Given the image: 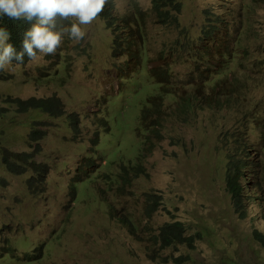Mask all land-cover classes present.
Here are the masks:
<instances>
[{
  "label": "rangeland",
  "instance_id": "rangeland-1",
  "mask_svg": "<svg viewBox=\"0 0 264 264\" xmlns=\"http://www.w3.org/2000/svg\"><path fill=\"white\" fill-rule=\"evenodd\" d=\"M114 1L116 13L129 14V0ZM179 1V26H170L157 21L152 0H137L148 56L132 75L123 68L127 56L113 59L115 32L100 18L79 43L63 37L55 55L38 51L32 62H11L9 78L0 80V264H264L254 238V231L264 234V203L252 201L241 217L226 184L229 154L238 157L245 146L244 157L262 166L248 165L249 188L264 195V0ZM212 27L219 31L202 42ZM152 69L173 94L145 130L142 109L160 94ZM53 96L62 116L22 113L11 103ZM190 96L199 100L186 109L182 98ZM3 149L32 153L48 169L44 183L30 184L31 170L9 172ZM141 153L143 169L131 172V186L119 192L105 181ZM86 158L94 179L73 188ZM149 193L160 198L150 216ZM124 215L137 236L120 222ZM174 221L200 235L195 248L149 250L147 239Z\"/></svg>",
  "mask_w": 264,
  "mask_h": 264
},
{
  "label": "trees",
  "instance_id": "trees-1",
  "mask_svg": "<svg viewBox=\"0 0 264 264\" xmlns=\"http://www.w3.org/2000/svg\"><path fill=\"white\" fill-rule=\"evenodd\" d=\"M129 14L121 17L116 13V3L114 0H107V4L104 8V11L97 17L100 18L106 26V29L110 32H115L113 36V45H112V57L114 60L121 58L122 55L127 56V61L124 63L123 68L126 72H129L131 75L136 73L142 64V59L147 51L145 49L144 43L146 42L145 34V23H146V14L143 13L140 5L137 0H129ZM152 10L155 14L157 21L170 26H179V15L182 12V3L179 0H152ZM35 21L29 22L27 20H13L8 16H0V28L5 29L9 33L8 43H11L16 52L19 53L23 51V40L25 38V33L32 27ZM71 21L69 20H57L56 30L70 25ZM219 29L215 27L207 28L203 31L201 41L210 40L214 38ZM64 38H68L67 35ZM39 50H37V54ZM231 56V51L228 52V56H225L226 60H229ZM31 61V58L25 52L23 62H19L15 59L12 60V63L27 64ZM117 62H115L116 64ZM9 74L6 71H0V80L4 81L9 78ZM125 75L122 76V79ZM151 77L157 81L160 85V94L150 97L148 99V104L142 109L141 115V125L146 130V121L153 116L154 114H159L163 116V103L165 97L170 94H173L172 91L168 90V83L166 84L162 79L163 76H160V72L157 69L151 70ZM199 99L195 97H184L182 98L183 107L189 109L196 105V102ZM231 100V96H230ZM17 110L22 113H28L30 111H36L37 113L46 114L50 117H59L64 114L62 102L55 96L49 98H31L26 101L20 99H14L11 101ZM230 103V101H229ZM228 103V104H229ZM227 108V106H224ZM248 115L245 113L242 122L246 121ZM71 129L74 134H77L79 128V117L77 115L72 116L71 118ZM236 131V130H235ZM34 140L38 141V136L40 132H34L30 135ZM239 139V138H238ZM237 139V141H238ZM95 146H98L99 138L93 140ZM148 145V138L144 140V147ZM241 149V153L236 157L234 153L229 154V162L227 166V189L232 198L233 205L235 210L240 214L241 217L246 216L248 205L252 201L261 200L264 203V195L261 194L253 185L252 189L249 188V179H246L248 165L252 162L256 167L255 169L259 172V169L262 168L260 164L253 162L252 158L249 156L244 157L247 152V148ZM148 149V148H147ZM243 153V154H242ZM144 154L141 153L140 157L133 162L132 167H127L126 165L121 168L119 175L106 176L105 181L111 180V183L118 185V191H124L127 187L132 185V180L134 179L131 172H140L143 167L141 160ZM2 161L11 173L19 174L27 170H31L34 175L30 184L35 180L37 183H44L45 172L48 171L45 166L40 165L35 159L32 153L23 152V153H14L10 152L7 149L2 150ZM93 160L86 158L84 159L76 170V174L72 179L73 188L78 187L79 183L88 180H91L92 174L95 172H89ZM125 164V163H124ZM93 164L92 168H95ZM97 168V167H96ZM131 169V170H129ZM97 172V171H96ZM131 173V177H130ZM103 178V177H102ZM94 179V178H92ZM99 181V179H97ZM96 180V181H97ZM39 183V184H40ZM78 185V186H77ZM255 189L256 194L252 193V190ZM159 196L156 194L149 193L147 194V203L148 206V215H151V211L157 209L159 205ZM264 217V212L262 214ZM120 222L127 227L132 234L137 233V227L133 224V219L127 215L120 217ZM200 236V235H199ZM198 235L188 234L186 225L180 221L166 222L160 228L157 234L151 235L147 242H149V250L152 248L158 247L159 250H168L170 248H176L178 246H186L190 249H194L196 246ZM254 238L261 246L264 247V234L259 231H254ZM154 252V251H153ZM166 262L169 258H166Z\"/></svg>",
  "mask_w": 264,
  "mask_h": 264
},
{
  "label": "clouds",
  "instance_id": "clouds-1",
  "mask_svg": "<svg viewBox=\"0 0 264 264\" xmlns=\"http://www.w3.org/2000/svg\"><path fill=\"white\" fill-rule=\"evenodd\" d=\"M106 4L107 0H0V16L35 21L25 33L19 53L8 43L9 33L0 28V71L8 70L13 59L22 63L25 52L31 62L38 57L37 50L42 56L55 55L65 35L79 43L86 36L85 26L96 20ZM58 19L71 23L56 30Z\"/></svg>",
  "mask_w": 264,
  "mask_h": 264
},
{
  "label": "bare ground",
  "instance_id": "bare-ground-1",
  "mask_svg": "<svg viewBox=\"0 0 264 264\" xmlns=\"http://www.w3.org/2000/svg\"><path fill=\"white\" fill-rule=\"evenodd\" d=\"M77 192H78V190H77Z\"/></svg>",
  "mask_w": 264,
  "mask_h": 264
}]
</instances>
